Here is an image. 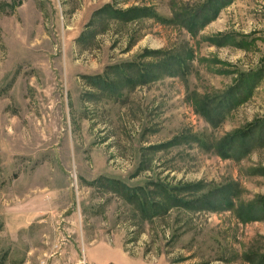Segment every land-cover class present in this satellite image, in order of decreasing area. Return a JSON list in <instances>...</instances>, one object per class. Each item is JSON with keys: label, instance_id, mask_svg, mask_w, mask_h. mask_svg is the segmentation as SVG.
I'll list each match as a JSON object with an SVG mask.
<instances>
[{"label": "rangeland", "instance_id": "rangeland-1", "mask_svg": "<svg viewBox=\"0 0 264 264\" xmlns=\"http://www.w3.org/2000/svg\"><path fill=\"white\" fill-rule=\"evenodd\" d=\"M0 264H264V0H0Z\"/></svg>", "mask_w": 264, "mask_h": 264}, {"label": "trees", "instance_id": "trees-1", "mask_svg": "<svg viewBox=\"0 0 264 264\" xmlns=\"http://www.w3.org/2000/svg\"><path fill=\"white\" fill-rule=\"evenodd\" d=\"M218 1H221V0H218ZM225 4L226 3H219V6L217 8L224 6ZM213 14H215V12ZM121 15H122L121 16L122 21L133 18V17H131V15H127L124 13ZM115 16L118 17L119 15L116 14ZM204 21H205V19L200 22V25H201V23L203 24ZM178 60H180V59L178 58ZM178 62H180V61H178ZM132 66H137V65L132 63ZM140 76H142V74H140ZM216 107H217V103L214 106V108H216ZM201 111H203L204 114L207 115V112L210 111V108L207 110V112H205L203 109H201ZM230 138L233 139L234 137L231 136ZM222 146L223 145H221V147ZM111 186L113 187V190L121 193L126 198V200L128 202L130 201L133 204H135V206H138L140 211H141V215L144 219L145 218L149 219L151 217L158 215L159 210L160 211H165V210L167 211V209L170 206H172V207H174V206L189 207V204H190L186 199H182V198L178 197L177 195H175L176 193H175L174 188L172 189V188H169L168 186H164L161 184L158 186V188H155L154 190H152L151 193H149L146 190L137 189V187H130V186L128 187L124 184L120 185V184L114 183V184H111ZM157 194H158V196H157ZM154 196H157L158 198H159V196H161L162 201H159V202L155 201L153 198ZM211 201H212V198L204 201V203H201V204H206V206H207V205L211 204ZM222 201H224L228 207H233V205H232L233 203H232L231 199L223 198ZM190 202H193V201H190ZM211 206H212V204H211ZM198 207L200 208L201 205Z\"/></svg>", "mask_w": 264, "mask_h": 264}]
</instances>
